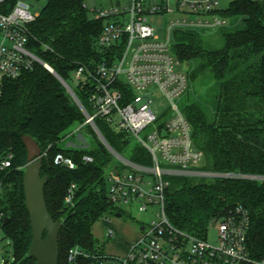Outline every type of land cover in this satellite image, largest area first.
I'll return each mask as SVG.
<instances>
[{
    "label": "trees",
    "instance_id": "1",
    "mask_svg": "<svg viewBox=\"0 0 264 264\" xmlns=\"http://www.w3.org/2000/svg\"><path fill=\"white\" fill-rule=\"evenodd\" d=\"M42 3L40 15L31 25L37 54L65 80L81 64L101 61L111 52L99 44L103 19L93 17L86 0H32ZM224 18H237L240 29H221L224 44L205 50L198 47L192 32L177 29L178 41L173 50L184 63L199 59L220 82V94L212 119L200 103L188 104L184 113L192 125L197 147L205 153L207 169L245 176H264V0H233ZM190 41H189V40ZM189 41V42H188ZM47 45V50L43 46ZM257 57L254 63L252 57ZM190 77V73H189ZM89 109L85 92L74 87ZM86 117L62 81L43 65L17 78L5 81L0 98V152L14 153L13 168L5 179L0 199L9 217L2 226L14 250V260L4 264H35L30 256L33 233L25 205L24 170L28 164L23 136H32L43 156L42 175H48L45 187L49 212L61 221L59 264H89L90 258L69 259L70 251L79 247L89 253L98 247L92 228L101 217L112 212L105 169L114 155L99 139L96 147H64L67 131L84 125ZM96 124L110 145L132 160L150 164L142 146L130 147L124 133L115 131L102 119ZM91 127L90 124H87ZM92 128V127H91ZM58 152L71 156L77 168L56 165ZM89 155L93 161H84ZM166 188V214L180 230L206 237L209 225L247 211L250 219L248 247L251 256L264 261V180L247 177H225L192 182L185 177H170ZM72 184L76 185L72 203L66 202Z\"/></svg>",
    "mask_w": 264,
    "mask_h": 264
},
{
    "label": "built area",
    "instance_id": "2",
    "mask_svg": "<svg viewBox=\"0 0 264 264\" xmlns=\"http://www.w3.org/2000/svg\"><path fill=\"white\" fill-rule=\"evenodd\" d=\"M218 4V0H117V6L91 10L93 17L105 21L99 44L111 52L101 61L79 65L72 72L74 86L64 80L70 86L71 97L86 117L85 124L94 128L99 139L120 160L111 170L105 169L113 207L112 212L103 215L99 221L111 222L113 213L117 217L123 216L121 205H136L142 211L156 207L160 220L143 225L141 237L128 243L121 254L103 250L89 253L76 247L70 251L71 261L84 256L91 259L89 264H264L250 254V219L246 210L238 208L236 214L210 223L209 227L215 226L218 230L216 245L209 243L207 235L203 237L175 227L165 210L170 177L199 181L225 177L264 180V176L205 168V153L195 144L192 125L175 102L187 91L189 78L181 69L183 62L173 50L172 36L177 29L192 25L225 26L227 19L219 14ZM183 8H188L185 13L194 17L191 21L178 17L170 24L168 38L160 39L155 35L149 22L150 15L184 12ZM39 15L32 0H0V98L6 80L21 76L36 63L57 73L37 54L33 45L31 25ZM207 15L214 19L204 20L203 16ZM48 48L43 46L44 50ZM75 86L87 95L89 109L77 95ZM156 88L170 102L169 111L154 109L152 92ZM96 119H102L115 131L124 133L130 147H144L151 163L137 162L127 154L117 152L97 126ZM156 123L157 127L143 137L142 133ZM46 154L42 153V157ZM13 159L12 151L0 152V199L5 179L13 168ZM83 159L93 161L89 155ZM54 163L77 168L76 161L63 152L55 155ZM75 188L72 184L68 191V204L72 203ZM6 217L0 208L2 226ZM108 235L116 237L114 227H109Z\"/></svg>",
    "mask_w": 264,
    "mask_h": 264
},
{
    "label": "rangeland",
    "instance_id": "3",
    "mask_svg": "<svg viewBox=\"0 0 264 264\" xmlns=\"http://www.w3.org/2000/svg\"><path fill=\"white\" fill-rule=\"evenodd\" d=\"M218 9L226 10L231 1L233 0H218ZM174 2V1H173ZM35 11H40L42 8L41 2L33 1ZM86 5L90 10L94 8H111L117 6V0H86ZM174 7H176L174 5ZM184 12H170L167 14H152L149 16V22L152 25L155 35L160 39L168 38V31L170 24L173 20L178 17L186 18L191 21L192 17L188 12V8H183ZM203 19L212 21L214 16L207 15L203 16ZM227 22L225 26L215 27V26H189L183 30L192 32L193 38H196L198 47L204 48L205 50L220 48L224 44L223 36L221 35V29L236 30L240 29L243 25L242 21L237 18L227 17ZM189 40V39H188ZM178 41L177 36H172V43ZM190 41V40H189ZM188 41V42H189ZM252 62L257 61V57L251 58ZM181 69L188 74L189 84L187 91L175 99V102L184 111L185 107L191 103H200L203 106L206 116L208 119H212L215 113L216 103L220 94V82L216 80L213 73L204 66L200 65V60L186 61L181 65ZM190 73V77H189ZM73 86V82H70ZM154 109L160 112L169 111L170 102L165 98L162 91L158 88L154 89ZM159 123V122H158ZM158 123L148 127L143 133L144 137L151 131H153ZM92 127V126H91ZM89 125H79L76 124L67 131V137L63 140L61 145L64 147H81L85 149H92L96 147L97 141L92 132L93 127ZM95 131V130H94ZM96 132V131H95ZM119 158L115 157L112 164L106 169L111 170L114 164L119 163ZM192 182H198L199 179H191ZM124 211L123 216L117 217L115 214L110 215L111 222L98 221L92 228L93 235L99 240L98 247L103 251L113 254H121L123 248L130 242H133L141 237L142 226L149 225L152 222H158L160 217L157 215V208H149L146 211H142L138 206H127L121 205ZM0 208L2 204L0 202ZM109 227H114L116 230V237L111 238L108 235ZM207 239L210 244H218V230L215 226H210ZM12 262L14 260V250L11 245L9 238L5 237V233L2 225L0 224V264H4L6 260Z\"/></svg>",
    "mask_w": 264,
    "mask_h": 264
},
{
    "label": "water",
    "instance_id": "4",
    "mask_svg": "<svg viewBox=\"0 0 264 264\" xmlns=\"http://www.w3.org/2000/svg\"><path fill=\"white\" fill-rule=\"evenodd\" d=\"M55 74L69 89V84L60 75ZM22 140L27 149L28 160L23 186L33 233L30 256L36 260L35 264H59V233L62 222L55 221L48 209L45 187L49 177L42 175V149L32 136L25 135ZM9 220V217H6L3 226L7 225ZM141 229L144 230V226ZM96 241L99 242L98 239Z\"/></svg>",
    "mask_w": 264,
    "mask_h": 264
}]
</instances>
